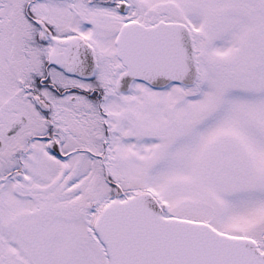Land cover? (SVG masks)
I'll return each mask as SVG.
<instances>
[{
	"label": "snow or ice",
	"instance_id": "1",
	"mask_svg": "<svg viewBox=\"0 0 264 264\" xmlns=\"http://www.w3.org/2000/svg\"><path fill=\"white\" fill-rule=\"evenodd\" d=\"M0 264H264V0H0Z\"/></svg>",
	"mask_w": 264,
	"mask_h": 264
}]
</instances>
